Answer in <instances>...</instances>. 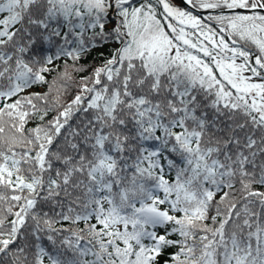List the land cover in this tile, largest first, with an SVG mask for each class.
Here are the masks:
<instances>
[{
  "label": "snow or ice",
  "instance_id": "snow-or-ice-1",
  "mask_svg": "<svg viewBox=\"0 0 264 264\" xmlns=\"http://www.w3.org/2000/svg\"><path fill=\"white\" fill-rule=\"evenodd\" d=\"M0 264H264V0H0Z\"/></svg>",
  "mask_w": 264,
  "mask_h": 264
}]
</instances>
